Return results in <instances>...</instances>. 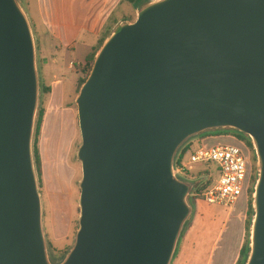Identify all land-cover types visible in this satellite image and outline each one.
Segmentation results:
<instances>
[{"label":"water","instance_id":"95a60500","mask_svg":"<svg viewBox=\"0 0 264 264\" xmlns=\"http://www.w3.org/2000/svg\"><path fill=\"white\" fill-rule=\"evenodd\" d=\"M107 34L75 100L78 229L55 258L35 143L43 83L23 0H0V264H172L194 212L183 149L248 135L257 159L249 251L264 264V0H140Z\"/></svg>","mask_w":264,"mask_h":264},{"label":"rangeland","instance_id":"374dc122","mask_svg":"<svg viewBox=\"0 0 264 264\" xmlns=\"http://www.w3.org/2000/svg\"><path fill=\"white\" fill-rule=\"evenodd\" d=\"M28 13L33 22L30 10ZM117 15L122 20L134 21L137 16L135 5L129 0H124ZM34 28L40 45L39 67L42 83L50 84L56 78L61 81L60 85L52 86L51 94H42V104L46 114L38 143L42 161L40 190L44 201L45 230L52 254L57 258L60 256V251L70 248L78 229L79 181L82 177V165L77 159L81 133L75 100L78 83L84 74L80 69L79 71L74 69L72 65L85 62L83 57L86 51L82 46L76 54L66 51L64 58H61L59 62L58 68L61 69V74L57 76V66L50 59V40L41 35L39 26ZM71 61H73L72 65ZM52 98L54 103L51 102ZM231 135L233 133L222 134L220 139L208 140L206 145L242 143L236 135L232 136L233 139ZM199 141H201L200 137L190 143L191 151L200 147ZM253 164L255 170L257 160H254ZM195 169L197 171L207 169L208 172H203L205 175L203 178L201 174L193 177L194 173L181 175L182 178L196 180L197 185L194 196L191 198L194 212L184 229L172 264H208L211 249L219 238L221 239L218 242V250L223 246L226 249L234 248V251H237L242 242L244 244L247 239V222L251 219L249 215L253 194L251 189L248 194L242 195L234 210L208 204L202 193L217 181L219 177L217 165L215 163L198 164ZM202 185L206 188L197 193V188ZM242 203L245 204L244 208ZM53 248L57 251H53Z\"/></svg>","mask_w":264,"mask_h":264},{"label":"crops","instance_id":"0c3cea01","mask_svg":"<svg viewBox=\"0 0 264 264\" xmlns=\"http://www.w3.org/2000/svg\"><path fill=\"white\" fill-rule=\"evenodd\" d=\"M123 1L24 0L27 9L30 10L33 16V22H36L34 26H39L41 35L50 40V59L57 66V76L61 74V69L58 68L59 62L61 58H64L66 51H72L76 54L79 47L82 46L86 51L83 57L86 62L87 57L95 50L106 32L112 30L122 20L118 17L117 11ZM85 62L72 65L73 61H71L70 64L74 66V69L77 71L80 69L82 72L81 68ZM60 84L61 81L56 78L47 85L52 88L53 85ZM51 102L54 103L53 98ZM221 136L204 139V142L220 139ZM242 205V208H244L245 204L242 203ZM220 239L211 249L208 264H237L243 242L237 251H234V248L226 249L223 246L218 250ZM220 259L222 260L220 261Z\"/></svg>","mask_w":264,"mask_h":264},{"label":"built area","instance_id":"2783aa9c","mask_svg":"<svg viewBox=\"0 0 264 264\" xmlns=\"http://www.w3.org/2000/svg\"><path fill=\"white\" fill-rule=\"evenodd\" d=\"M200 147L191 151V144L186 152H181L178 162V172L180 174H192L196 177L208 170L197 171L196 165L205 163H215L219 177L212 186L207 188L202 194L208 204L218 205L233 209L238 203L250 184L251 166L250 155L244 145L237 143H218L206 145L204 140L199 141Z\"/></svg>","mask_w":264,"mask_h":264},{"label":"trees","instance_id":"16d2710c","mask_svg":"<svg viewBox=\"0 0 264 264\" xmlns=\"http://www.w3.org/2000/svg\"><path fill=\"white\" fill-rule=\"evenodd\" d=\"M129 1L133 5H136V3L139 2L140 0H129ZM104 39H105V37H103L99 41V43L97 44L95 50L87 57V60H86V62L84 64V66L82 67V73L84 75L81 77V79H80V81L78 83L77 93H78L81 85L86 80L87 76L89 75V73H90V71L92 69L93 63H94L95 53L98 50V48L100 47V45L103 43ZM51 92H52L51 86H49V85L44 83L43 84V94L47 95V94H50ZM45 114H46V109H45V107L42 104V106L40 108L39 118H38V126H37V133H36V143H35L36 163H37V168H38V172H39V175H40L41 182H42V161H41V156H40L38 143H39V136L41 134V129H42V126H43V123H44ZM216 130H217V132H220L221 134H231V133H233V135H236L240 140L244 141L247 145H249V147H251L253 152H254L252 141H251V139H250V137L248 135H246V134H244L242 132H239L236 129H232V128H221V129H216ZM206 132H208V131H206ZM206 132H203V133L206 134ZM187 148H188V146H186L183 149V151H182L183 154L186 152ZM254 154H255V152H254ZM254 160H257L256 159V155H254ZM256 179H257V168H255V170H254V173H253V176H252V180H251V183H250V189H251L252 193L254 191V185H255ZM205 188H206V186H204V185L199 186L197 188V193H200ZM249 215L251 216V219H252V215H253L252 201H251V204H250ZM251 219L248 220V222H247V228H246L247 229V239H246V241L243 244V247L241 249L240 257L238 259L237 264H244L245 261H246L247 255H248V251H249V230H250ZM68 248L69 247H67L66 249L60 251V256L57 257V258L62 257L65 254V252L67 251ZM53 251H57V250L53 248Z\"/></svg>","mask_w":264,"mask_h":264},{"label":"flooded vegetation","instance_id":"af4514ba","mask_svg":"<svg viewBox=\"0 0 264 264\" xmlns=\"http://www.w3.org/2000/svg\"><path fill=\"white\" fill-rule=\"evenodd\" d=\"M220 135H222L220 132H217V130H209L208 132H206V134L204 133H202L201 135H200V140H204V139H206V138H215L216 136H220ZM232 136L233 135H231V138H232ZM236 138V137H235ZM233 139V138H232ZM240 140V139H239ZM241 142H242V144L244 145V147H245V149L249 152V154H250V166H251V177H250V183H251V180H252V176H253V173H254V167H253V163H254V152H253V150H252V148L251 147H249V145H247L244 141H242V140H240ZM249 189H250V184H249V187H248V189H247V191H246V194H248V192H249ZM245 194V195H246Z\"/></svg>","mask_w":264,"mask_h":264}]
</instances>
